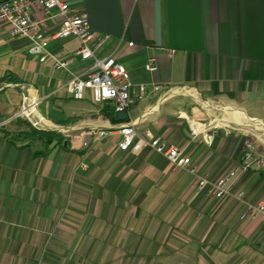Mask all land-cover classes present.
<instances>
[{
	"label": "crops",
	"instance_id": "crops-1",
	"mask_svg": "<svg viewBox=\"0 0 264 264\" xmlns=\"http://www.w3.org/2000/svg\"><path fill=\"white\" fill-rule=\"evenodd\" d=\"M65 1L108 36L95 56L126 68L132 98L139 85L148 91L115 122L112 103L68 91L91 64L75 56L78 39L53 40L49 25L48 50L73 57L54 69L0 24V264H264V223L243 216L264 199V172L238 178L241 199H216L152 149L121 151L117 131L129 122L140 138L150 131L209 180L240 165L243 136L264 157V0ZM25 91L70 135L9 120ZM187 120L209 129L192 138Z\"/></svg>",
	"mask_w": 264,
	"mask_h": 264
},
{
	"label": "built area",
	"instance_id": "built-area-1",
	"mask_svg": "<svg viewBox=\"0 0 264 264\" xmlns=\"http://www.w3.org/2000/svg\"><path fill=\"white\" fill-rule=\"evenodd\" d=\"M40 12L44 18L36 20L34 13ZM0 24L6 27L9 38L26 37L31 41L28 49L29 55L37 57L39 62L50 61L54 69H67L73 57L62 58L48 50V41L45 31L51 25L55 31L51 39H78L80 46L75 53L82 61H91L90 66L81 74L73 76L68 81V91L75 99H82L84 92L89 90L92 100L96 104L112 103L115 112H123L134 103L135 99L142 100L148 91L147 85L136 88L135 97L132 98V84L126 68L113 57L96 58V51L108 39L92 30L86 12L76 5H71L65 0H0ZM131 45V44H130ZM149 73L156 70V60L150 58L145 65ZM152 89L158 90L159 85L151 84ZM41 99L32 97L26 91L22 94V103L18 111L9 119H21L32 129L45 132H57L66 136L70 135L67 128L59 126L39 112ZM8 120V121H9ZM5 121L3 124H6ZM192 138L200 133H206L209 127L193 120H187ZM135 124L129 122L121 124L118 132L121 140L118 147L121 151L135 152L148 147L162 155L173 168L186 170L195 175L194 184L200 191L206 190L207 194L216 199L236 197L241 199L243 192L232 191L238 178L248 172H264V157L257 154L256 145L250 135L242 138V161L240 165L228 170L224 175L215 180H209L205 175L195 173L191 160L181 149L166 145L159 138L154 137L146 130L145 137L137 136ZM234 129L227 127V133ZM108 134L99 131L97 137L103 138ZM89 137V136H88ZM87 144L84 143V146ZM78 168L84 170L87 165L81 162ZM243 216L259 219L264 223V199L254 204H247Z\"/></svg>",
	"mask_w": 264,
	"mask_h": 264
},
{
	"label": "water",
	"instance_id": "water-1",
	"mask_svg": "<svg viewBox=\"0 0 264 264\" xmlns=\"http://www.w3.org/2000/svg\"><path fill=\"white\" fill-rule=\"evenodd\" d=\"M113 120H114L115 122H123V121H126V120H127L126 112H125V111H123V112H117V113L114 115Z\"/></svg>",
	"mask_w": 264,
	"mask_h": 264
},
{
	"label": "trees",
	"instance_id": "trees-1",
	"mask_svg": "<svg viewBox=\"0 0 264 264\" xmlns=\"http://www.w3.org/2000/svg\"><path fill=\"white\" fill-rule=\"evenodd\" d=\"M34 132L39 133L40 136H44V137L51 134V132L37 131V130H34Z\"/></svg>",
	"mask_w": 264,
	"mask_h": 264
},
{
	"label": "rangeland",
	"instance_id": "rangeland-1",
	"mask_svg": "<svg viewBox=\"0 0 264 264\" xmlns=\"http://www.w3.org/2000/svg\"><path fill=\"white\" fill-rule=\"evenodd\" d=\"M55 134H56V135H58V134H59L60 136H63V135H64V134H62V133H55Z\"/></svg>",
	"mask_w": 264,
	"mask_h": 264
}]
</instances>
